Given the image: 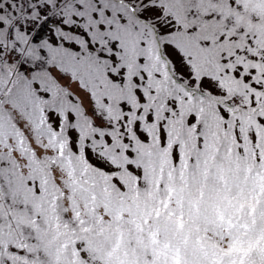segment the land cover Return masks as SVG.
I'll list each match as a JSON object with an SVG mask.
<instances>
[{
  "label": "snow or ice",
  "instance_id": "snow-or-ice-1",
  "mask_svg": "<svg viewBox=\"0 0 264 264\" xmlns=\"http://www.w3.org/2000/svg\"><path fill=\"white\" fill-rule=\"evenodd\" d=\"M0 264H264V0H0Z\"/></svg>",
  "mask_w": 264,
  "mask_h": 264
}]
</instances>
